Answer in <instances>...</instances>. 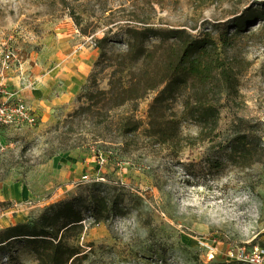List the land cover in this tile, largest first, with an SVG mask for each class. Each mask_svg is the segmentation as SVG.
<instances>
[{
    "label": "rangeland",
    "instance_id": "obj_1",
    "mask_svg": "<svg viewBox=\"0 0 264 264\" xmlns=\"http://www.w3.org/2000/svg\"><path fill=\"white\" fill-rule=\"evenodd\" d=\"M256 10L261 19L236 32L229 49L239 95L223 100L213 142L152 143L144 131L155 91L136 111L130 103L112 110L105 125L75 119L68 122L74 130L64 126L96 75V39L108 35L106 50L116 54L125 51L131 27L218 38L234 33V19ZM107 73L98 74L101 88ZM0 83V103L20 101L36 117L33 126L0 124V203H8L0 207V228L71 200L84 215L83 232L70 241L87 253L81 264H233L226 257L230 247L264 245V0H0ZM181 110L178 98L167 113ZM129 115L142 126L123 135L118 124ZM179 130L196 137L199 126L188 120ZM233 131L251 136L252 164L228 160L220 141ZM215 160L222 164L210 165ZM14 185L27 189L19 199ZM91 193L107 199L111 209L103 217L85 208ZM0 264L37 262L28 244L13 241L0 251Z\"/></svg>",
    "mask_w": 264,
    "mask_h": 264
},
{
    "label": "trees",
    "instance_id": "obj_2",
    "mask_svg": "<svg viewBox=\"0 0 264 264\" xmlns=\"http://www.w3.org/2000/svg\"><path fill=\"white\" fill-rule=\"evenodd\" d=\"M70 16L80 32L86 34L79 17L74 13ZM261 16L262 11L256 10L254 14L237 17L233 21L234 33H221L218 38L210 33L191 35L185 29L131 27L126 32L129 39L125 51L116 54L106 50L108 35L96 39L95 47L100 49L99 58L94 63L96 75H91L89 88L78 96L79 101L85 100L84 103L67 114L64 126L74 130L68 122L75 119H85L98 127L105 125L112 110L130 103L136 111L139 101L155 91L148 106L144 131L152 143L183 148L196 142H213L220 136L217 126L223 100L239 95L237 71L234 59L229 55V49L235 43V33L251 19H261ZM153 37L159 39L158 43L147 46V41ZM105 69L108 70L107 87L101 88L98 74ZM178 98L182 103L180 114L175 111L167 113L171 102ZM188 120L199 126L196 137L180 133L181 122ZM141 126L139 119L129 115L119 122L118 130L126 135L137 132ZM251 139L248 133L233 131L230 138L220 142H224V148L228 150V160L247 166L254 162L256 151ZM262 151L264 155V147ZM220 164L217 160L210 162L214 167ZM84 202L85 208L96 218L103 217L111 209L107 199L96 193L87 195ZM7 204L1 202L0 207ZM83 220L82 210L73 201L56 202L35 220L0 228V251L11 248L13 241H23L30 246L37 264H81L87 253L79 243L70 241L83 232Z\"/></svg>",
    "mask_w": 264,
    "mask_h": 264
},
{
    "label": "built area",
    "instance_id": "obj_3",
    "mask_svg": "<svg viewBox=\"0 0 264 264\" xmlns=\"http://www.w3.org/2000/svg\"><path fill=\"white\" fill-rule=\"evenodd\" d=\"M9 58V54L5 56ZM2 83H0L1 91ZM35 115L31 114L27 107L20 101L6 104L0 103V124L2 125H21L26 123L33 126ZM264 181V175L262 176ZM227 260L238 264H264V245H240L230 247L226 252ZM213 259V255H211ZM210 258V260H211Z\"/></svg>",
    "mask_w": 264,
    "mask_h": 264
},
{
    "label": "bare ground",
    "instance_id": "obj_4",
    "mask_svg": "<svg viewBox=\"0 0 264 264\" xmlns=\"http://www.w3.org/2000/svg\"><path fill=\"white\" fill-rule=\"evenodd\" d=\"M42 88H43V82L40 81V82L37 84V86L35 87V90H34V91L36 92V94H38V93H39L38 90H40V89H42ZM20 189H23L24 191H27L26 188H20L18 185H14V186L11 187V190H12V193H13V197H14L15 199H19Z\"/></svg>",
    "mask_w": 264,
    "mask_h": 264
}]
</instances>
